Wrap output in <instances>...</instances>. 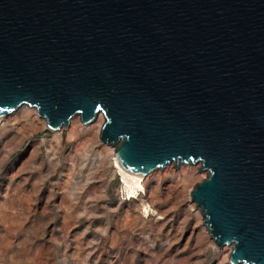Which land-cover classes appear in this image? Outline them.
I'll return each mask as SVG.
<instances>
[{
  "label": "water",
  "instance_id": "95a60500",
  "mask_svg": "<svg viewBox=\"0 0 264 264\" xmlns=\"http://www.w3.org/2000/svg\"><path fill=\"white\" fill-rule=\"evenodd\" d=\"M99 113L126 172L207 177L191 201L229 264H264V0H0V119Z\"/></svg>",
  "mask_w": 264,
  "mask_h": 264
},
{
  "label": "rangeland",
  "instance_id": "374dc122",
  "mask_svg": "<svg viewBox=\"0 0 264 264\" xmlns=\"http://www.w3.org/2000/svg\"><path fill=\"white\" fill-rule=\"evenodd\" d=\"M74 118L52 131L22 104L0 120V264H229L191 201L200 165L127 182L97 120Z\"/></svg>",
  "mask_w": 264,
  "mask_h": 264
},
{
  "label": "bare ground",
  "instance_id": "6f19581e",
  "mask_svg": "<svg viewBox=\"0 0 264 264\" xmlns=\"http://www.w3.org/2000/svg\"><path fill=\"white\" fill-rule=\"evenodd\" d=\"M21 106V105H20ZM19 107V106H18ZM17 107V108H18ZM17 108L15 109V110H17ZM14 110V111H15ZM14 111H12V112H14ZM11 112V113H12ZM10 114V113H9ZM8 114H6L5 116H7ZM4 116V117H5ZM74 116H77V115H74ZM74 116H72L70 119H69V123H68V125H67V127H69L70 126V129H69V131L70 132H72L73 130H74V127H73V125H74V123H75V120H76V118H74ZM4 117H2L1 119H3ZM0 119V120H1ZM95 120H97V124L99 125H101L102 124V121H103V114L102 113H99L98 115H97V117H96V119ZM94 120V121H95ZM63 128H66V127H61L60 129H57V130H61V129H63ZM57 130H54V131H57ZM114 161L116 162V160H115V158H114ZM116 164H117V166L119 167V170H121V172H123L124 173V176L126 177V179H127V182H128V180L129 179H131L132 181H135L137 184H139V185H141L142 183V179L145 177H142V176H138V175H133V174H130V173H128V172H126V171H124L119 165H118V163L116 162ZM194 165H200L199 163H197V164H194ZM122 178H123V174H122Z\"/></svg>",
  "mask_w": 264,
  "mask_h": 264
}]
</instances>
